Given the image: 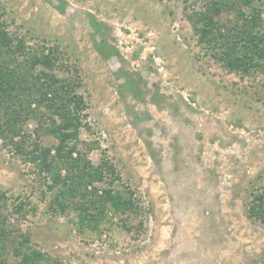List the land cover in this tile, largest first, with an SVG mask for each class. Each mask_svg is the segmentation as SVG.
<instances>
[{"label":"rangeland","instance_id":"rangeland-1","mask_svg":"<svg viewBox=\"0 0 264 264\" xmlns=\"http://www.w3.org/2000/svg\"><path fill=\"white\" fill-rule=\"evenodd\" d=\"M204 1L0 0L9 30L58 44L81 69V148L113 164L88 187L116 176L141 207L79 231L1 147L0 186L35 207L21 228L45 264H264V222L248 214L264 180V75L228 71L197 41L185 8Z\"/></svg>","mask_w":264,"mask_h":264},{"label":"trees","instance_id":"trees-1","mask_svg":"<svg viewBox=\"0 0 264 264\" xmlns=\"http://www.w3.org/2000/svg\"><path fill=\"white\" fill-rule=\"evenodd\" d=\"M3 15L0 11V148L27 167L53 214L74 213L79 231H101L109 210L126 218L139 214L140 204L115 185L116 176L102 188L88 187L111 176L113 164L88 158L86 149L94 143L81 148L87 101L80 67L58 44L34 43L29 31L9 30ZM185 16L197 41L228 71L264 75V0H205L199 10L185 8ZM45 136L52 138L48 145ZM258 191L248 214L264 222V180ZM28 204L0 186V264L49 261L21 228L35 211Z\"/></svg>","mask_w":264,"mask_h":264}]
</instances>
